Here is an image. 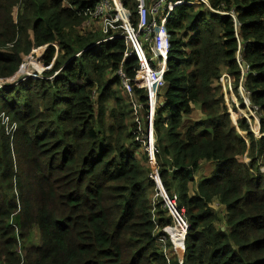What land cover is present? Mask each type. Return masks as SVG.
Returning <instances> with one entry per match:
<instances>
[{"label": "trees", "instance_id": "obj_1", "mask_svg": "<svg viewBox=\"0 0 264 264\" xmlns=\"http://www.w3.org/2000/svg\"><path fill=\"white\" fill-rule=\"evenodd\" d=\"M98 1L0 0V264H264V136L221 83L228 73L238 92L243 78L264 133V0L182 5L167 22L155 134L162 184L190 223L183 259L117 74L139 60L125 39L83 30ZM39 55L51 68L20 75ZM203 162L216 169L196 180Z\"/></svg>", "mask_w": 264, "mask_h": 264}, {"label": "built area", "instance_id": "obj_2", "mask_svg": "<svg viewBox=\"0 0 264 264\" xmlns=\"http://www.w3.org/2000/svg\"><path fill=\"white\" fill-rule=\"evenodd\" d=\"M182 5H206L210 7L209 0H99L94 7L86 8L84 14L88 18L85 25L93 29L97 28L103 34H109L108 37L99 40L97 44L107 41L123 38L129 48L125 51L124 57L135 54L139 60V65L135 68V76L130 77L123 68V63L117 71L121 84L125 93L129 96L134 116L136 118L137 137L139 142L148 155L150 164L152 165L151 178L155 181L158 188V196L165 201L172 217L176 219V225H180L183 229L182 250L175 244L169 231L172 226L166 227L165 232L172 242L176 255L183 259L185 253V240L190 228V223L185 216V209L182 212L177 207L178 195L171 199L160 178L159 164L157 160L156 134H155V117L159 105V92L165 87L166 81L164 75L168 69L167 61L171 49V35L168 31L167 22L170 18H174V9ZM132 6L136 8L137 24L133 22ZM211 8V7H210ZM98 24V26H97ZM42 62V61H41ZM238 62L245 74L244 62L238 58ZM44 65V64H43ZM46 69L51 68L45 66ZM231 76L224 73L221 79L227 84L228 88L232 87ZM242 80L239 86L246 107H251L249 93L242 86ZM0 82V88L4 87ZM145 89L147 91V107L137 97L135 88ZM147 109V119L149 127L143 123V111ZM253 110V109H252ZM258 108L255 106L254 112ZM258 113V112H257ZM251 118L259 122L260 118L257 114L251 113ZM5 122L8 118L2 114ZM250 118V119H251ZM146 127V128H145ZM254 131V130H253ZM260 133V129H259ZM258 136H262L259 134ZM160 241L164 253L170 256L167 246V237L161 236Z\"/></svg>", "mask_w": 264, "mask_h": 264}, {"label": "rangeland", "instance_id": "obj_3", "mask_svg": "<svg viewBox=\"0 0 264 264\" xmlns=\"http://www.w3.org/2000/svg\"><path fill=\"white\" fill-rule=\"evenodd\" d=\"M87 29H89V26L85 25L83 27V30H87ZM41 61L42 60H40V55L34 59L25 58L24 63L22 64V68H24L25 70H24V73H22L20 75L28 76V77L29 76L36 77L38 75L40 76L43 73V71L46 69L45 65H43V62H41ZM233 88H234V86H233ZM224 95L227 98H229V105L231 102L235 103L237 105V109H238L239 114L248 119V121L251 123V126H252L255 134L259 135L261 133V132L259 133V129L261 128V125H260L261 119L259 122L256 120V118L253 120L251 118V116H252L251 113H253L254 116H255V114H257V116H259V114L257 112H254L251 107L250 108L246 107L245 109H242L239 106L238 96L241 97L239 90L237 92V91H235V89H232V91L229 90L227 93H224ZM230 109H232V107H230ZM8 131H11L10 127H9ZM239 133L241 134V136L243 135V137H245L247 135L246 132H243L240 129H239ZM261 135L264 136V133H261ZM215 169H216V164L204 162V164L200 168L201 171L199 170L196 173V180H197V178H198V180H200L203 176L210 177L213 174ZM174 226H176V228L173 230V233H174V236H175L177 243L180 244L182 242V235H179V231H178L179 225H176V223H175ZM174 226H172V227H174ZM35 241L37 242L36 238H35ZM168 251L170 252L169 249H168Z\"/></svg>", "mask_w": 264, "mask_h": 264}, {"label": "crops", "instance_id": "obj_4", "mask_svg": "<svg viewBox=\"0 0 264 264\" xmlns=\"http://www.w3.org/2000/svg\"><path fill=\"white\" fill-rule=\"evenodd\" d=\"M223 76V75H222ZM230 80H231V82H232V78H230ZM221 83H222V86H223V90H224V92L225 93H227L229 90L230 91H232V89H233V83H232V87L231 88H228V86H227V84H225V83H223V80L221 79ZM239 92H240V94H241V98H242V92L240 91V89H239ZM225 100L229 103V98H227L226 96H225ZM200 108H199V106H197L196 107V111H195V114H194V117H199V115H200ZM204 164V162L202 163V165ZM200 170V169H199ZM198 170V171H199ZM201 171V170H200ZM198 179V178H197Z\"/></svg>", "mask_w": 264, "mask_h": 264}, {"label": "bare ground", "instance_id": "obj_5", "mask_svg": "<svg viewBox=\"0 0 264 264\" xmlns=\"http://www.w3.org/2000/svg\"><path fill=\"white\" fill-rule=\"evenodd\" d=\"M24 70H25V69L23 68V71H24ZM175 228H176V226H174L173 228H171L169 231H170V233H171V235H172V238H173L175 244L179 247V249H180V251H181V250H182V243H183V229H182V242H181L180 244H178L177 241H176V239H175L174 233H173V230H174Z\"/></svg>", "mask_w": 264, "mask_h": 264}, {"label": "water", "instance_id": "obj_6", "mask_svg": "<svg viewBox=\"0 0 264 264\" xmlns=\"http://www.w3.org/2000/svg\"><path fill=\"white\" fill-rule=\"evenodd\" d=\"M243 98V97H242Z\"/></svg>", "mask_w": 264, "mask_h": 264}]
</instances>
